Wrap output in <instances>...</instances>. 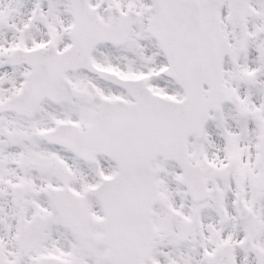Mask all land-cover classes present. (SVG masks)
Wrapping results in <instances>:
<instances>
[{"label":"snow or ice","instance_id":"1","mask_svg":"<svg viewBox=\"0 0 264 264\" xmlns=\"http://www.w3.org/2000/svg\"><path fill=\"white\" fill-rule=\"evenodd\" d=\"M0 264H264V0H0Z\"/></svg>","mask_w":264,"mask_h":264}]
</instances>
